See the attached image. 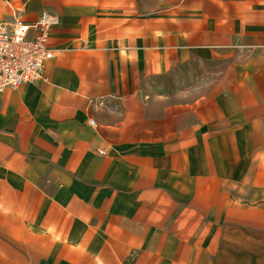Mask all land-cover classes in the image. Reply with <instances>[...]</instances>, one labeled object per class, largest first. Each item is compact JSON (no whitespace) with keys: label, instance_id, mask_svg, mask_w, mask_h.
I'll return each mask as SVG.
<instances>
[{"label":"crops","instance_id":"1","mask_svg":"<svg viewBox=\"0 0 264 264\" xmlns=\"http://www.w3.org/2000/svg\"><path fill=\"white\" fill-rule=\"evenodd\" d=\"M43 13L45 79L0 95V264H264V0H0Z\"/></svg>","mask_w":264,"mask_h":264},{"label":"built area","instance_id":"2","mask_svg":"<svg viewBox=\"0 0 264 264\" xmlns=\"http://www.w3.org/2000/svg\"><path fill=\"white\" fill-rule=\"evenodd\" d=\"M59 25L60 18L50 13L34 23L23 16L13 23L0 22V95L45 79L47 65L55 57L51 34ZM91 125L96 126L94 120Z\"/></svg>","mask_w":264,"mask_h":264}]
</instances>
